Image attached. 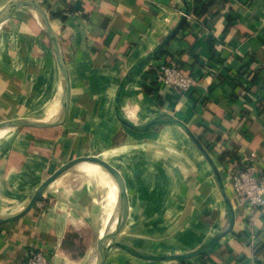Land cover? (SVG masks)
Wrapping results in <instances>:
<instances>
[{
    "label": "crops",
    "instance_id": "1",
    "mask_svg": "<svg viewBox=\"0 0 264 264\" xmlns=\"http://www.w3.org/2000/svg\"><path fill=\"white\" fill-rule=\"evenodd\" d=\"M12 1L0 0V11ZM35 1L58 34L71 104L61 125L0 130V217L21 212L62 164L99 155L120 170L129 200L104 264H264V207L239 200L228 178L233 161L251 151L264 167V0H215L202 14L192 12L194 2L207 0ZM187 9L190 27L182 30L185 21L164 49L198 83L155 92L151 54ZM60 12L66 20L51 18ZM120 88L119 113L139 129L117 114ZM63 95L43 19L20 6L0 24V122H55ZM171 118L200 139L217 171L182 124L146 127ZM82 164L48 186L44 210L35 205L0 223V264H26L32 248L53 252L52 264H98L97 242L116 227L120 194L103 168L73 173Z\"/></svg>",
    "mask_w": 264,
    "mask_h": 264
},
{
    "label": "water",
    "instance_id": "2",
    "mask_svg": "<svg viewBox=\"0 0 264 264\" xmlns=\"http://www.w3.org/2000/svg\"><path fill=\"white\" fill-rule=\"evenodd\" d=\"M23 5L31 6L37 12L40 13V15L43 19L44 25H45L47 36H48V38L51 42V45L55 51L61 73L63 74V77H64V95H63L62 112H61V117L59 118V120H57L55 122H48V123L31 121L28 119L5 120V121L0 122V130L6 129V128H20V127H26V126L51 127V126L61 125L68 118L70 104H71V80L69 77V72L67 69L66 60H65V57H64L63 52H62V47H61V43H60L58 34L55 31V29L51 23V20L49 18L47 11L40 4H38L35 0H13L3 10L0 11V24L2 22H4L6 19H8L12 15L14 10H16L18 7L23 6ZM189 13L190 12L187 9L186 16L183 18V20L181 21L179 26L157 47V49L151 54L150 59L155 58L156 55L166 47L169 40L174 36V34L181 28L182 24L186 21ZM121 88H120V90L117 94V98H116V106L115 107H116L117 114L123 120V122H125L127 125H129L133 128L139 129V127H136L135 125L124 120L119 113V96L121 93ZM163 121H175V122L182 124L188 130L190 136L195 141L197 146L200 148V150L202 151L204 156L208 159V161L211 163L213 168L217 171V168H216L210 154L206 150L205 146L202 144L200 139L197 136H195V134H193L189 128H187V126L185 124L181 123L180 121H177L174 118L167 119V120L157 119V120L153 121L152 123L148 124L146 127H148L152 124L161 123ZM81 163H93V164L99 165L101 168L106 170L113 177V179L115 180V182L117 183V186L119 188L120 207H119V218L117 220L116 227L113 228L112 230L109 228L103 234V236L99 239V241L97 242V250L99 252L98 264H104L111 247L116 245V244H119V243L113 241L112 239L119 234L122 227L126 223V220L128 217V211H129V200H128V194H127L125 179H124L122 173L120 172V170L116 166H114L108 160L102 158L99 155H81V156L75 157V158L69 160L68 162L62 164L57 170H55L49 177H47L40 184V186L36 189L35 193L31 197L30 201L28 202L27 206L21 212H19L18 214H15L14 216H10L7 218L0 217V223L16 221V220H19L22 217H24L28 212H30L34 208L36 203L42 198L43 194L45 193L48 186L52 182H54L57 178H59L65 172L69 171L71 168H73V167H75ZM220 186L222 189H224L222 179H220ZM121 246L128 249L132 253H135L137 255H141V254H138V253L132 251L131 249H129L128 247H126L124 245H121ZM199 253H200V251H195V252H193L191 254H187V255L156 256V257L153 256L151 258L172 260V259H179V258H188V257L194 256V255H197Z\"/></svg>",
    "mask_w": 264,
    "mask_h": 264
},
{
    "label": "built area",
    "instance_id": "3",
    "mask_svg": "<svg viewBox=\"0 0 264 264\" xmlns=\"http://www.w3.org/2000/svg\"><path fill=\"white\" fill-rule=\"evenodd\" d=\"M150 66L154 83L169 87L175 93H184L198 83V77L187 74L174 59L164 61L154 58ZM228 178L239 200L254 207H264V167L258 166L256 151L242 154L235 159L229 167ZM36 206L41 210L45 209V204L41 200ZM53 256V252L32 248L27 251L26 264H52Z\"/></svg>",
    "mask_w": 264,
    "mask_h": 264
},
{
    "label": "trees",
    "instance_id": "4",
    "mask_svg": "<svg viewBox=\"0 0 264 264\" xmlns=\"http://www.w3.org/2000/svg\"><path fill=\"white\" fill-rule=\"evenodd\" d=\"M214 2H215V0H207V1H204V2L196 1V2H194V7L192 8V12H193V13H200V14L205 13V12L207 11V9L209 8V6L212 5V3H214ZM56 17H60V18L63 19V20H66V18H67L66 14L63 13V12H60V13H57V14H54V13L52 14V13H51V18H56ZM189 27H190V25H189V23L186 21V23L184 24L182 30L185 31V30H187ZM167 57H168V50L163 49L161 52H159V53L156 55L155 58H159V59H162V60L166 61V60H168ZM181 67H182V65H181ZM197 67H201L200 64H198ZM182 68H183V67H182ZM183 70H184V68H183ZM184 71H185V70H184ZM185 72H186V71H185ZM186 73H187V72H186ZM187 74H188V73H187ZM190 74H191V75L193 74V75L197 76V75H196V72H192V73H190ZM157 87H159V86H158V85H155V87L153 88L155 92L159 90ZM167 98H168V99H171V101H172V96H168ZM161 99H162V97H161ZM223 159H224V157L222 156V157H221V160L223 161ZM73 248H75V247L73 246ZM82 254H83V252L80 251V252H79V255H82ZM205 254H206V253H205ZM206 255H207V254H206Z\"/></svg>",
    "mask_w": 264,
    "mask_h": 264
},
{
    "label": "bare ground",
    "instance_id": "5",
    "mask_svg": "<svg viewBox=\"0 0 264 264\" xmlns=\"http://www.w3.org/2000/svg\"><path fill=\"white\" fill-rule=\"evenodd\" d=\"M5 131H0V134L1 133H4ZM101 167L97 164H93V163H83L82 164V169L85 170V171H88V172H91L92 170L93 171H96V170H101L100 169ZM92 171V172H93ZM116 198V197H115ZM116 201V200H115ZM110 216V215H109ZM103 233V232H102Z\"/></svg>",
    "mask_w": 264,
    "mask_h": 264
},
{
    "label": "rangeland",
    "instance_id": "6",
    "mask_svg": "<svg viewBox=\"0 0 264 264\" xmlns=\"http://www.w3.org/2000/svg\"><path fill=\"white\" fill-rule=\"evenodd\" d=\"M86 172L87 171H85V170H83V169H79V167H78V169H75L74 171H73V173H75V174H80V175H84V174H86Z\"/></svg>",
    "mask_w": 264,
    "mask_h": 264
}]
</instances>
